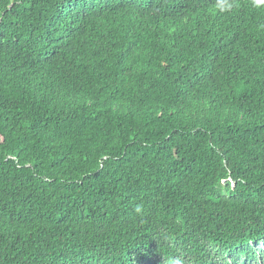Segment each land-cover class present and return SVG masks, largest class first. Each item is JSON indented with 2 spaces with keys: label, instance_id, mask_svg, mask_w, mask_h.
<instances>
[{
  "label": "trees",
  "instance_id": "obj_1",
  "mask_svg": "<svg viewBox=\"0 0 264 264\" xmlns=\"http://www.w3.org/2000/svg\"><path fill=\"white\" fill-rule=\"evenodd\" d=\"M0 0V264H264V4Z\"/></svg>",
  "mask_w": 264,
  "mask_h": 264
},
{
  "label": "clouds",
  "instance_id": "obj_2",
  "mask_svg": "<svg viewBox=\"0 0 264 264\" xmlns=\"http://www.w3.org/2000/svg\"><path fill=\"white\" fill-rule=\"evenodd\" d=\"M254 3H255L257 6H259V5L264 4V0H254ZM216 7H217V8H220V9H222V10H227V8L231 7V5H229V4L227 3V0H222L221 3H218V4L216 5Z\"/></svg>",
  "mask_w": 264,
  "mask_h": 264
}]
</instances>
